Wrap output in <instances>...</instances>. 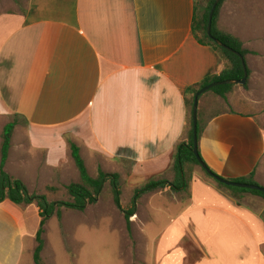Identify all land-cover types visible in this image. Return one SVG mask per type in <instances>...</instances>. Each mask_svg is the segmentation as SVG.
Here are the masks:
<instances>
[{"label":"crops","instance_id":"1","mask_svg":"<svg viewBox=\"0 0 264 264\" xmlns=\"http://www.w3.org/2000/svg\"><path fill=\"white\" fill-rule=\"evenodd\" d=\"M198 11L199 0H0L2 127L17 116L5 170L28 188L54 183L63 163L48 144L60 138L66 154L72 142L108 172L130 165L134 188L165 177L185 139L184 91L225 66L193 36ZM246 13L254 31L244 37ZM217 24L251 51L246 100L264 106V0L222 2ZM217 105L204 101L201 158L223 178L254 172L264 186V112L260 121ZM210 179L197 172L183 201L159 191L167 223L155 264H185L189 252L199 254L190 264H264V201L230 197ZM35 207L0 202V264L22 263Z\"/></svg>","mask_w":264,"mask_h":264},{"label":"rangeland","instance_id":"2","mask_svg":"<svg viewBox=\"0 0 264 264\" xmlns=\"http://www.w3.org/2000/svg\"><path fill=\"white\" fill-rule=\"evenodd\" d=\"M208 1L209 0H199L198 16L201 15L202 9L206 6ZM225 1L228 0H224L223 2ZM246 11L249 12L248 9ZM244 18L246 23L245 26H242L241 32L245 37L247 34L253 33L254 31V18L253 14L247 13L244 15ZM199 36H203L202 32H199ZM252 87L253 76H251L245 87L236 84L231 91L226 94V101L210 91H205L200 99L201 110L203 109L204 101L206 98H209L211 101L216 100L218 103L217 106L222 109H239L243 111L249 109L257 119L262 121L263 115L261 114L264 112V106L256 107L253 105L252 100H246L247 97H250L251 99L254 97ZM2 125L3 120H0V133L3 128ZM63 144L60 138H55L48 144L49 146H58L56 152L61 154L60 159L63 163L62 172L60 174L58 173V175L54 174L57 181L54 183H48L43 188H28L30 192L45 194L49 201L69 200L66 186L71 182L79 180V174L71 154L70 152L66 154L67 150L65 144ZM80 154L85 160L84 162L86 163L85 165L88 173L95 176L98 167L101 166L97 165V161L90 162V158L87 156L86 152H81ZM106 167L111 169L108 164ZM130 170L131 166L125 164L119 173V201L123 209H126L131 205L135 188L141 186L139 185L134 188L131 183H127V177L130 175ZM197 172L208 178L199 166H193L192 176L197 174ZM165 177L169 179L172 178V173L169 171ZM214 182L216 181L214 180ZM165 195H176L178 199L183 201L189 194L188 192L173 193L172 191H168ZM245 196L255 195L247 193ZM113 199L111 184L107 181L97 196V199L93 203L88 204L83 211H76L63 206L60 208V220L55 214L49 217L44 225V247L41 252L43 263L155 264L152 258L153 256L157 257V254L150 251L153 248L157 249L159 244L157 240H160V235L167 223L166 220H164L167 215L163 209L165 205L163 203L162 195L157 191L144 194L138 198L136 203V215L133 216L134 221L130 223V230L127 229L123 212L115 205ZM260 199L263 200L262 198ZM246 204L252 205L251 202L247 201ZM255 206L260 208L259 205ZM25 244L27 248L21 264H34L32 254L36 245L35 239H27ZM183 245H185V243H183ZM32 247L33 250H31ZM198 255L199 254L197 253L189 252L185 264H190L196 256L198 257Z\"/></svg>","mask_w":264,"mask_h":264},{"label":"trees","instance_id":"3","mask_svg":"<svg viewBox=\"0 0 264 264\" xmlns=\"http://www.w3.org/2000/svg\"><path fill=\"white\" fill-rule=\"evenodd\" d=\"M213 2L214 0H209L206 6L202 9L201 15L198 16L197 14V16H195L192 24V33L199 43L212 47L224 60L225 66L219 74L207 76L203 78L200 82L189 86L184 91V99L185 104L187 106V126H189L186 129L185 139L176 146L173 162L170 167L172 178H151L141 186L135 188L131 205L128 208L123 209L119 201L120 174L116 172H108L103 170L101 167H98L96 175H90L87 171V167L85 165L84 159L80 154L78 146L72 142L70 143L71 157L78 171L79 180L76 182H71L66 186L69 200L49 201L45 194H37L34 192H30L27 185L22 179L9 174L5 170V164L8 158L9 149L11 147L12 134L15 125L17 124V116H13V118L3 126L0 133V202L4 200H9L10 202L21 207H26L30 204H35V206L37 207L40 220L38 229L35 234L36 245L33 250L34 264H44L43 258L41 256V251L44 247L43 234L46 220L54 214L60 220V208L63 206L68 209L83 211L88 204L93 203L97 199V196L99 195L104 184L107 181H109V183L111 184L114 203L123 212L128 230H130V216L135 213L137 200L142 195L161 191L167 187L170 189V191L175 193L188 192L189 185L193 177V166H199L202 169L192 150V105L194 94L200 88L213 82L240 79L243 76L241 58L233 52L227 50L226 48L217 45L207 34L208 15ZM222 2L223 0H220L217 3L213 12L211 23V35L219 39L223 44H225L232 50L239 52L246 64V56L251 51L244 46L242 40L239 37L228 33L218 27V12ZM199 32H202V37L199 36ZM203 38H205L206 40ZM247 73H249L248 67ZM247 82L248 76L246 83L243 84L244 87L247 85ZM234 86L235 85L233 84H221L211 87L207 91L212 92L216 96L224 98ZM204 93L199 96V101ZM198 106L199 107L197 110V137L199 140L200 134L202 132L203 112L201 110V106ZM202 171L208 178L213 179L203 169ZM253 173L254 172H250L248 175L230 180L242 183L258 184L253 178ZM216 182L221 188L227 190L228 196L230 197L236 198L238 196L248 193L260 197L264 200V192H261L259 190L225 185L219 181Z\"/></svg>","mask_w":264,"mask_h":264},{"label":"water","instance_id":"4","mask_svg":"<svg viewBox=\"0 0 264 264\" xmlns=\"http://www.w3.org/2000/svg\"><path fill=\"white\" fill-rule=\"evenodd\" d=\"M220 0H214L211 10L209 12L208 15V23H207V34L208 36L219 46L226 48L227 50L233 52L234 54H236L237 56H239L241 58V63H242V68H243V76L240 79H231V80H223V81H216L213 82L211 84H208L202 88H200L195 94H194V99H193V105H192V134H193V153L198 161V163L200 164V166L202 167V169L209 175L211 176L213 179H215L216 181H219L225 185H230V186H236V187H242V188H249V189H255V190H259L261 192H264V186L258 185V184H251V183H242V182H237V181H233L230 179H226L223 177H220L218 175H216L215 173H213L211 171V169L207 166V164L203 161V159L201 158V156L199 155V151H198V137H197V110H198V101H199V96L204 93L205 91H207L208 89H210L211 87L217 86V85H221V84H240L243 85L246 83L247 80V67L246 64L244 62V59L242 58L241 54L237 51L232 50L231 48H229L228 46H226L225 44H223L219 39L213 37L211 35V23H212V15L213 12L215 10V7L217 5V3Z\"/></svg>","mask_w":264,"mask_h":264}]
</instances>
